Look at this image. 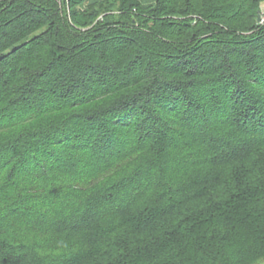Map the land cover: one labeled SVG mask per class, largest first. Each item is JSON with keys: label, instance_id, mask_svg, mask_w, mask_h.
I'll return each instance as SVG.
<instances>
[{"label": "trees", "instance_id": "16d2710c", "mask_svg": "<svg viewBox=\"0 0 264 264\" xmlns=\"http://www.w3.org/2000/svg\"><path fill=\"white\" fill-rule=\"evenodd\" d=\"M262 2L0 0V264H264Z\"/></svg>", "mask_w": 264, "mask_h": 264}, {"label": "rangeland", "instance_id": "374dc122", "mask_svg": "<svg viewBox=\"0 0 264 264\" xmlns=\"http://www.w3.org/2000/svg\"><path fill=\"white\" fill-rule=\"evenodd\" d=\"M66 2L67 3V0H58V2L61 4V2ZM98 1H101V0H98ZM88 6V5H87ZM76 9H78V10H80V8L79 7H77ZM64 10L66 11V13H68V6H67V4L65 5V8H64ZM132 13H134V12H132ZM105 13H101V14H99L98 16H97V19L99 20V21H101V19L103 18V15H104ZM127 16H130V18H131V15H129V14H127ZM139 20H141V19H138V18H136V21H137V23H136V21L135 20H133L134 21V27L136 28V27H138V23H139ZM144 20H147L148 22L147 23H151L152 21H151V18H144ZM258 23L259 24H263L264 23V2H262L261 3V5H260V11H259V16H258ZM146 23V22H145ZM90 27V26H89ZM89 27H86L87 29L89 28ZM86 28H82V29H86ZM253 31H255V29L254 30H252V31H242L241 33H251V32H253Z\"/></svg>", "mask_w": 264, "mask_h": 264}]
</instances>
